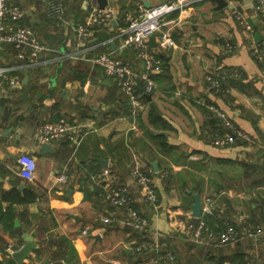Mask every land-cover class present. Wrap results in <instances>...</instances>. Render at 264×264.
<instances>
[{"label":"crops","instance_id":"1","mask_svg":"<svg viewBox=\"0 0 264 264\" xmlns=\"http://www.w3.org/2000/svg\"><path fill=\"white\" fill-rule=\"evenodd\" d=\"M143 1L155 5L169 0H108L107 7L118 11V19L80 39L75 28L87 17L92 0H65L66 16L55 21L46 15V0H9L25 10L20 24L31 27L48 50L41 63L30 65L15 46L0 44V72L5 71L0 73V252L10 243L24 246L27 236L36 244L22 263L6 254L5 264H136L138 258L132 261L130 250L147 243L154 255L139 264H154L152 259L157 264H237L231 259L238 253L247 264H264V235H243L237 243L216 247H200L175 235L190 220L194 192L201 200L213 193L222 218L230 216L245 228L253 225V213L264 210V55L258 57L249 47L252 40L264 43L256 0H225L221 9L214 0H198L167 16L165 21L172 23L164 28L171 30L178 47L155 49L161 61L154 75L157 88L146 110L135 111L116 80L89 59L111 52L135 67L141 65L136 51L120 49L117 33L131 11L123 7ZM235 10L247 18L253 32L237 23ZM228 43L236 50L227 51ZM207 69L226 76L234 73L231 79L238 83L226 81L227 97L207 90ZM207 101L226 111L254 144L238 140L214 146ZM151 106L170 126L165 131L174 146L170 152H163L147 134L148 129L161 132L150 123ZM62 117L78 129L77 141L63 137L41 143L38 125ZM45 144L53 152L44 153ZM26 152L37 159L33 181L17 174L18 157ZM97 158L107 160L113 170L118 165L120 172L112 170L113 177H124L134 206L149 218L144 241L124 225L125 211L105 200L99 180L104 166ZM139 160L151 169L157 211L139 201V187L130 175V166ZM62 173L67 175L64 183L59 180ZM199 184L203 192L197 190ZM218 184L223 185L219 192ZM15 187L21 193L34 189L38 200L28 205L4 201L2 191ZM168 248L174 250L175 262L164 256Z\"/></svg>","mask_w":264,"mask_h":264},{"label":"built area","instance_id":"2","mask_svg":"<svg viewBox=\"0 0 264 264\" xmlns=\"http://www.w3.org/2000/svg\"><path fill=\"white\" fill-rule=\"evenodd\" d=\"M93 1V0H92ZM198 0H169L146 7L142 3H137L135 8L123 16V23L118 28L117 37L121 40L120 49L131 48L137 53L141 61L139 67H135L130 61L123 60L113 53H101L92 57L90 62L102 67L103 72L113 77L118 85L119 91L127 99L135 111H142L146 107L144 94H153L157 88L154 78L155 73L161 68V61L156 58V50L159 52L171 48H177V41L172 35L170 29H165L167 16L176 11H184L192 6ZM255 12L261 15L264 23V0H256L254 6ZM46 15L51 20H61L66 16L65 0H46ZM26 16L25 10L19 6L9 3V0H0V44H11L19 51L20 57H27L30 65L41 63L42 55L48 50V47L40 40L35 31L29 27L20 24V21ZM118 11L110 7L101 9L98 4L92 3L89 13L83 23L77 24L75 30L80 39L90 36L97 28L107 26L112 19H118ZM234 17L237 23L246 31L253 32V26L247 18L238 10H235ZM170 26V25H169ZM154 35L157 43L156 47H151L150 37ZM253 53L258 57L264 55V43L251 41ZM227 51H235L236 47L231 43L227 44ZM5 71H1L3 73ZM222 77L220 74H209L206 76L207 90H222ZM142 88V92L137 90ZM206 106L213 115L221 120L225 132L215 133L211 142L216 147H226L236 143L238 140L254 144L249 134L242 130L235 122H231L224 111L219 109L213 103H207ZM78 129L66 117L60 118L56 122H42L37 127L38 140L41 143L55 142L63 137L77 141ZM257 145V144H256ZM260 147L259 145L257 146ZM1 161V159H0ZM138 161L136 162V164ZM37 170V159L31 153H22L18 157L17 174L27 181H33ZM132 176L135 179L139 191L142 193V199L145 203L155 205L158 202V195L155 191V185L152 182L151 169L146 164H137L132 168ZM61 182L67 181V175H59ZM100 182L104 183V198L115 208L125 211L126 217L124 225L135 231H143L147 226L145 215L134 208V199L126 184H116V178L113 177L112 169L106 167L99 175ZM202 216L190 219L184 228L185 238L198 245H211L217 242L218 246H226L235 243L243 235L249 238L261 237L264 235V222L252 225L244 230H236L229 227L223 233L215 234V231L207 226L203 216L210 215L213 212V197L205 196L202 200ZM195 220V221H192ZM107 221V219H105ZM88 230L84 229L83 233ZM147 243L138 247V250L150 248ZM14 243L6 246L4 251L0 252V264L4 263L6 254L12 255L15 251L21 249ZM164 256H171L165 253ZM250 264H255L251 261Z\"/></svg>","mask_w":264,"mask_h":264},{"label":"trees","instance_id":"3","mask_svg":"<svg viewBox=\"0 0 264 264\" xmlns=\"http://www.w3.org/2000/svg\"><path fill=\"white\" fill-rule=\"evenodd\" d=\"M135 6H136V4L131 3V4H128L125 7H123V9L124 10H126V9L132 10V9L135 8ZM124 10L120 9L121 12H123ZM47 20L50 21L51 19L50 20L47 19ZM52 21H55V20H52ZM84 21H85V19H84ZM174 38H175V36H174ZM175 40H177V39L175 38ZM221 76L227 78V79L222 80V90L221 91H218V92L215 91V90H209V92H215V93H217V94H219V95H221L223 97H227L229 95V93L227 92V89L228 88L226 86V81L228 83L230 82L233 85L237 84L238 81L236 79H231L234 76V73L233 72L230 73L227 76L226 75H223V74ZM206 88H207V84H206ZM207 103H213V102L207 101ZM213 104L215 106H217L219 109H221L215 103H213ZM204 108H206L207 113H209L210 116H211V118H212V124H211L212 125L211 126V129L212 130L210 131V133H212V137L217 132L218 133L225 132V129H224L223 125L221 124L220 120L216 119L215 117H212L214 115L206 107V105H204ZM139 119L141 121V117H139ZM149 119H150V123L156 129L161 130V132H155V131H152V130L148 129V131H147L148 136L150 137L151 140L155 141L158 144V146L160 147V149L163 152H170L174 146L169 142L168 136L165 134V131L167 129H169L170 126L167 124V122L165 121V119L161 116V114L158 111L157 107L151 106ZM242 142L245 143V144H250L249 142H246V141H242ZM236 143H234V144H236ZM124 145H125L126 149H128V151H129V148L130 147L127 144H124V143L121 146H124ZM129 155L131 156L130 151H129ZM127 158L129 159L128 154H127ZM130 160H131V157H130ZM120 162H121V158L119 159V161H117V164H120ZM114 171L115 172H120L118 170V165H117V167L114 166L113 172ZM118 180H116V184H124V182H125L124 177L119 178ZM102 184H104V183H102ZM197 190H199V191H202L203 190L201 188V184H199V186L197 187ZM2 198H3L4 201L9 202L11 205H14V204H17V205H28V204L35 203L38 200L39 195H38V193L34 189H25V190H23V193H21L15 187V188H13L11 190H8V191L7 190H3L2 191ZM226 202L228 203V202H230V200H227L226 199ZM219 214H220V217H217ZM223 214L224 213H220L219 211L216 210L215 214L206 217L207 226H209L210 228H212V230L215 231V234L216 235H218V233H223L229 227H233L234 229L239 230V231L242 230L243 225H241L240 223H237L236 221L232 220V218L230 216H228L226 218H222L224 216ZM250 221L252 222L253 225L258 224V223H261V222H264V210H262L260 213H259V211L257 213H253L251 215ZM215 224H216V226H215ZM138 233H139L138 234V238H139L138 241L139 242L144 241L145 238H146V236H143L144 235L143 234L144 232L143 231H141V232L138 231ZM239 238L241 239L242 237H239ZM216 243L217 242H213L210 246L216 247V245H215ZM130 252H131L130 253L131 255H134L131 260L133 261L134 258H138V260L137 259L134 260V263L136 262V264H139V263H142V262L143 263L144 262H147L150 258H152L155 251H154V249H151V248H144V249H141V250H138V251H135V252H132L130 250ZM223 260H225V259H223ZM231 261L233 263H237V264H247V261H246L245 257L243 255L239 254V253L236 254L231 259Z\"/></svg>","mask_w":264,"mask_h":264},{"label":"water","instance_id":"4","mask_svg":"<svg viewBox=\"0 0 264 264\" xmlns=\"http://www.w3.org/2000/svg\"><path fill=\"white\" fill-rule=\"evenodd\" d=\"M217 2V6L216 8L217 9H221L223 8L224 6L227 5V1L225 0H214ZM94 3L98 4V6L101 8V9H104L107 7L108 5V0H93ZM145 6L146 7H150V2L149 1H143ZM149 43L151 44V47H156L157 46V43L155 42V36L152 35L149 39ZM137 90L139 92H142V88L141 87H138ZM144 96H146V99L147 101H151L152 100V96L153 94H144ZM130 104V103H129ZM53 152V149L52 147L49 145V144H45L44 147H43V152ZM99 160V162L104 166V168L108 167L109 163L107 160H104L102 158H97ZM151 165L153 166L154 169L157 170V162L156 161H153L151 163ZM20 187L22 188L23 187V184L20 185ZM223 188V185L222 184H218V189L217 191L219 192L221 189ZM193 198H194V202L192 204V211H193V216L195 217H199L200 216V212H201V198H200V194L199 192H194L193 193ZM26 240V243L24 246H22L21 249L15 251L13 253V257L14 259L18 262V263H22L24 259H26L29 254H30V251L36 247V244L33 242V237L32 236H27L25 238ZM110 264H113V263H110Z\"/></svg>","mask_w":264,"mask_h":264},{"label":"rangeland","instance_id":"5","mask_svg":"<svg viewBox=\"0 0 264 264\" xmlns=\"http://www.w3.org/2000/svg\"><path fill=\"white\" fill-rule=\"evenodd\" d=\"M66 7V6H65ZM249 47H250V49H251V51L253 52V50H252V46H250L249 45ZM208 73L209 74H218V73H216V71H214V70H209V69H207V72H205V75H204V80H205V83H207V80H206V76L208 75ZM145 97V100H146V106H147V99H146V96H144ZM130 105V104H129ZM204 105H208L207 104V102H205L204 103ZM130 107H131V105H130ZM131 109H132V107H131ZM133 110V109H132ZM145 110H146V107H145ZM222 111H224L223 109H221ZM225 113H226V116H227V118L231 121V122H233L234 123V120L231 118V116L226 112V111H224ZM212 117H215V116H212ZM216 118V117H215ZM217 119V118H216ZM221 121V120H220ZM247 133V132H246ZM248 134V133H247ZM258 148V147H257ZM131 163V162H130ZM137 164H143L140 160L138 161V163ZM136 164V162H134L133 164H132V166H130V175H131V177L134 179V177L132 176V168H135V166L137 165ZM110 167V166H109ZM111 168V167H110ZM112 169V168H111ZM135 180V179H134ZM155 185V184H154ZM155 191H156V194L158 195V193H157V190H156V186H155ZM140 192V191H139ZM214 194L213 193H207L205 196H210V197H213L214 198V196H213ZM204 196V197H205ZM203 200V199H202ZM202 200H201V202H202ZM139 201L140 202H142L143 204H145V205H147V206H150L153 210H155V211H157L158 210V208H159V203L157 202L155 205H150V204H147V203H145L144 202V200L142 199V193L140 192V199H139ZM158 201H159V197H158ZM213 203H214V199H213ZM213 206V212H212V214H210V215H213V214H215V212H216V208H215V206L214 205H212ZM134 208L135 209H137V207H135L134 206ZM201 209H202V205H201ZM137 210H139V209H137ZM140 211V210H139ZM210 215H206V216H203V218L206 220V217L207 216H210ZM202 216V211L200 212V216L199 217H201ZM145 218H146V220H147V225H150V220H149V218L145 215ZM190 219H195V216H193V211H192V215H191V217H190ZM189 221V220H188ZM187 221V222H188ZM192 221H195V220H192ZM186 222V223H187ZM186 225V224H185ZM184 228H185V226H184ZM244 228H245V226H243V228H242V230H244ZM147 229V226L145 227V229L143 230V232L145 231ZM174 234V233H173ZM175 235L176 236H180V238L181 239H183V240H187V241H189V242H192L191 240H189V239H187V238H185V234H184V229L181 231V234H180V232H177V231H175ZM238 240H240V239H237L236 240V242L238 241ZM235 242V243H236ZM194 243V242H193ZM195 245H197V246H200V247H202V246H205V245H198V244H196V243H194ZM232 244H234V243H232ZM231 245V244H230ZM207 246H209V245H206L205 247H207ZM164 251V254L166 253H170V255L171 256H169L168 257V260L169 261H172V262H175L176 261V254H175V252H174V250L173 249H170V248H168V249H165V250H163ZM149 262H151V263H154V264H157L158 263V261H156L155 259H152L151 261H149Z\"/></svg>","mask_w":264,"mask_h":264}]
</instances>
